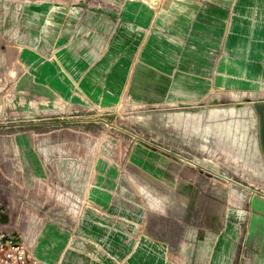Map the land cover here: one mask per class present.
I'll list each match as a JSON object with an SVG mask.
<instances>
[{
    "label": "rangeland",
    "instance_id": "rangeland-1",
    "mask_svg": "<svg viewBox=\"0 0 264 264\" xmlns=\"http://www.w3.org/2000/svg\"><path fill=\"white\" fill-rule=\"evenodd\" d=\"M121 1L0 0V254L264 264V177L217 132L205 142L199 119L153 120L264 101V39L245 61L207 63L218 77L181 72L171 37L140 41L158 61L137 64Z\"/></svg>",
    "mask_w": 264,
    "mask_h": 264
},
{
    "label": "crops",
    "instance_id": "crops-1",
    "mask_svg": "<svg viewBox=\"0 0 264 264\" xmlns=\"http://www.w3.org/2000/svg\"><path fill=\"white\" fill-rule=\"evenodd\" d=\"M121 3L115 7L113 19L136 31L133 44L138 50L137 64L158 61L156 54L141 51L139 43L144 47L150 39L171 37L179 41L181 72L198 78L218 77L223 74L213 69V64L209 68L207 63L245 61L250 55L251 40L257 39L259 46L264 39V0H158L156 3L128 0ZM190 47L193 51L188 53ZM164 70L169 69L162 66L156 72L159 76L171 77Z\"/></svg>",
    "mask_w": 264,
    "mask_h": 264
},
{
    "label": "bare ground",
    "instance_id": "bare-ground-1",
    "mask_svg": "<svg viewBox=\"0 0 264 264\" xmlns=\"http://www.w3.org/2000/svg\"><path fill=\"white\" fill-rule=\"evenodd\" d=\"M180 81H182V78H180L179 83ZM107 99L110 101L116 99V96L107 94ZM253 107L250 105L241 107H210L208 111H202L200 113L196 110H188L186 112L154 117L153 120L159 122L161 125H168L170 123L171 125H181L185 124L191 117L199 119L201 121V135L204 136L203 139L205 142L209 139L211 132H217L222 145L227 144L230 150H237V154L242 158L251 172L264 177V154L260 148L259 140V116ZM233 194L234 196H238V199L245 197L238 190H234Z\"/></svg>",
    "mask_w": 264,
    "mask_h": 264
},
{
    "label": "built area",
    "instance_id": "built-area-1",
    "mask_svg": "<svg viewBox=\"0 0 264 264\" xmlns=\"http://www.w3.org/2000/svg\"><path fill=\"white\" fill-rule=\"evenodd\" d=\"M15 251H5L3 255L0 254V264H29L27 261L24 249L17 247ZM24 250V251H23Z\"/></svg>",
    "mask_w": 264,
    "mask_h": 264
},
{
    "label": "water",
    "instance_id": "water-1",
    "mask_svg": "<svg viewBox=\"0 0 264 264\" xmlns=\"http://www.w3.org/2000/svg\"><path fill=\"white\" fill-rule=\"evenodd\" d=\"M264 106V101L258 102L257 105H254L258 116H259V140H260V148L264 154V140H263V113L260 111L259 107Z\"/></svg>",
    "mask_w": 264,
    "mask_h": 264
}]
</instances>
